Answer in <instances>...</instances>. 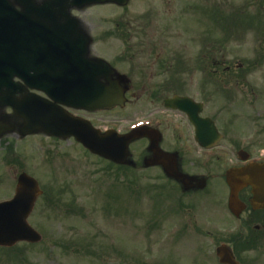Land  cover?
<instances>
[{
	"label": "flooded vegetation",
	"instance_id": "obj_1",
	"mask_svg": "<svg viewBox=\"0 0 264 264\" xmlns=\"http://www.w3.org/2000/svg\"><path fill=\"white\" fill-rule=\"evenodd\" d=\"M41 5V0H35L32 4L30 0H0V47H6L5 53L0 51V63L6 60V63L0 65V69L5 67L2 70L5 74L9 67V74L0 76L15 78L17 85L12 93L16 99L25 96L49 98L87 95L88 90L85 88L88 84L81 80L85 77V71H88V65L85 63L89 59L85 57V51H63L62 46L67 48L69 45H75V42L59 43L61 49L50 43L45 25H41L40 19L35 16L30 17L31 8L37 9ZM89 9L73 10L72 13L81 18ZM85 24V30L93 39L91 54L104 59L117 72L128 77L130 82L125 95L128 102L124 107L111 111H68L77 118L89 121L98 129L113 130L120 134L129 131L125 128L126 121L136 123L135 125H148L143 129L142 138L133 144L137 172L154 169L162 172L160 167H144L145 160L153 157L149 150V145L153 142L165 153L171 154L172 160L177 161L183 173L206 178L205 189L194 192L201 194L208 191L214 200L213 204L217 205L216 209L224 213L226 218H215V221L207 224L190 221L189 228L194 237H207L213 248L207 254L204 240H201L197 263L205 264L207 255L213 264H226L221 253H231L233 264H264V209L252 206V189L245 187L238 192L239 210L236 214L232 213L228 204L230 188L226 182L228 169H237L251 162L264 163V88L256 90L252 81L244 78V74L239 77L237 73H230L237 69L231 67V63L223 57L220 28L213 26L201 33V47L196 56L181 57L180 52L187 50L188 46L167 41V33L162 32L164 28L157 30L154 26L133 25L123 16L120 17L119 23L108 29L101 25L91 26L88 21ZM14 28L17 30L12 35L10 30ZM242 33L244 30L240 31V34ZM16 34H21L18 40L22 39V45L14 42L13 36ZM233 35L229 36L230 42L237 39ZM31 40L39 46L38 50L31 51L35 56L40 55L39 58L29 56L30 51L26 45H29ZM261 40L264 41V36H261ZM224 41L226 42L227 38ZM175 44L177 50L181 51L174 52ZM46 46L51 49L46 51ZM15 47L21 48L15 51ZM47 52L51 56L46 55ZM69 54L83 57H63ZM80 62V66H70L71 63ZM8 63L9 66L6 67L5 64ZM223 66L224 71L229 74H225L224 78ZM21 75L22 78L19 79ZM192 75L197 76L200 81L196 90L188 89L186 83V78ZM206 78L216 84L215 89L208 92L213 95L212 104L206 100ZM224 79L236 80V83L243 81L242 84L239 82L242 89L237 92L220 90L218 83ZM102 84L109 86L107 80H103ZM235 93L239 96H235ZM175 97L192 99L186 104V111L166 106L167 100ZM223 98L228 99L233 106L231 121L224 124L219 116ZM210 105L214 108L212 114H208ZM127 108H133L132 118H127ZM189 113L198 114L203 119L211 118L223 139L214 144V147L205 148L204 142L196 137V127L191 123ZM16 121L20 122L15 119L11 107L1 110L0 145L4 144L7 152H13V145L31 138L23 137V130L17 126ZM223 126L230 127L231 138H227ZM53 140L59 141L55 138ZM216 186H222L224 191L216 193ZM206 226L214 228L209 230ZM153 264L172 262L167 257L156 259Z\"/></svg>",
	"mask_w": 264,
	"mask_h": 264
},
{
	"label": "rangeland",
	"instance_id": "obj_2",
	"mask_svg": "<svg viewBox=\"0 0 264 264\" xmlns=\"http://www.w3.org/2000/svg\"><path fill=\"white\" fill-rule=\"evenodd\" d=\"M216 7L227 16L243 11L252 18L259 10L264 13V0H132L124 9L91 8L81 19L108 29L123 16L133 25L164 28L167 41L188 46L181 51L175 44L174 52L189 57L199 52L200 32L215 26L203 11L211 13ZM247 30L240 36L233 35L237 39L232 42L229 35L225 42L226 35L220 29L222 52L233 67L242 65L239 77L244 74L256 90H261L264 60L253 63L264 51V41L261 32ZM222 74L224 78V71ZM186 83L188 89L196 90L200 81L192 75ZM235 83L224 79L218 88L228 85L224 90L237 92ZM205 84L207 92L215 89L213 81L206 80ZM207 96L212 104L213 95ZM223 102L219 114L222 124L230 120L233 107L228 99ZM132 110L126 109L127 118L133 117ZM213 112L210 105L208 114ZM129 125L126 121L125 126ZM12 150L7 152L5 145H0V201L13 196L19 174L25 172L36 178L45 195L38 200L29 223L43 240L36 245L20 243L7 251L0 249V264H152L165 255H170L174 264H199L201 240L207 254L213 248L207 237H194L190 221L207 224L215 218H226L216 209L208 191L200 197L184 196L156 171L143 178L127 173L128 178L124 175V180L119 179L115 168L108 170L106 162L71 141L35 137L13 145ZM132 180L137 181L136 188L128 189ZM214 191L222 193L224 189L216 186ZM205 264H213L207 255Z\"/></svg>",
	"mask_w": 264,
	"mask_h": 264
},
{
	"label": "water",
	"instance_id": "obj_3",
	"mask_svg": "<svg viewBox=\"0 0 264 264\" xmlns=\"http://www.w3.org/2000/svg\"><path fill=\"white\" fill-rule=\"evenodd\" d=\"M31 1L35 2V0ZM128 1L129 0H45L44 10L51 16L53 13L61 14V17L57 16L56 19L48 24L50 26H57V29L53 28V30H55L53 32H55L59 40H63V42H73L76 34L84 35L87 42L86 48L89 50L91 40L88 38L86 31L83 30L82 22L71 17L69 11L72 8L81 10L88 6L99 4H117L124 6ZM65 27H67V31L64 32V29H66ZM63 34H65V37H63ZM67 36L69 37L68 39ZM77 41L83 42L82 39L79 38ZM94 61L98 62L100 60L94 59ZM104 78L105 77H103V79ZM100 90L99 88V92ZM4 99L9 100L7 97H4ZM52 99L56 100L53 97ZM34 100H30L29 109H27V106L23 110L22 108H17L18 115L24 117L23 126L30 127L31 129L29 133L36 134L45 132L48 135L64 139L75 136L77 140L81 142V144H84L91 152L116 163H126L127 157L129 156L128 146L130 141L119 143V146L114 148L112 142L93 130L90 125L87 124V126H83L70 117L65 116V114L60 115L59 110L54 104L47 105L37 100L35 103ZM120 100H122V98L118 96L102 98L97 95L88 97L85 100L86 104L82 103V106L90 110L112 108L120 102ZM57 102H59L58 99L55 103ZM17 104L9 103L14 109H16ZM25 112L26 115L23 114ZM233 181L251 185L254 193L253 203L264 206L263 165L249 166L241 171L229 173L228 182L232 187L235 184ZM41 193L39 184L34 178L26 173L18 177L14 198L10 201L0 203V246L12 247L19 241L39 242L41 240V236L34 231L27 222L29 215L33 211L35 202Z\"/></svg>",
	"mask_w": 264,
	"mask_h": 264
},
{
	"label": "bare ground",
	"instance_id": "obj_4",
	"mask_svg": "<svg viewBox=\"0 0 264 264\" xmlns=\"http://www.w3.org/2000/svg\"><path fill=\"white\" fill-rule=\"evenodd\" d=\"M57 9H59V8H57ZM37 10L39 11H41V8H39V7H37ZM57 16L58 17H61V14H56V13H53L52 14V16H51V18H52V20H54V19H56L57 18ZM17 29L16 28H14V29H12V30H10V32L12 33V35H14V33H15V31H16ZM19 35V36H18ZM47 35L48 36H50V43H54V44H56V46H57V48H59L60 47V45L61 44H59L60 43V41H59V38L57 37V35L55 34V32H53V33H47ZM19 37H21V34H16L15 36H13V40H14V42H17L19 45H22V39L20 38V40H18V38ZM31 43L29 44V45H26L27 47H28V49H29V56L31 55V56H33V57H35V58H39V56H35L32 52V50H38L39 49V46L38 45H35L34 44V42L31 40L30 41ZM21 48V47H20ZM34 48V49H33ZM49 49H51L50 47H47L46 48V51H49ZM32 51V52H31ZM49 52H47L46 53V55L48 54ZM49 55V54H48ZM30 56V57H31ZM49 56H51V55H49Z\"/></svg>",
	"mask_w": 264,
	"mask_h": 264
}]
</instances>
